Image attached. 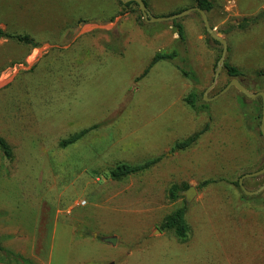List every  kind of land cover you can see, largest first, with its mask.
<instances>
[{"label":"rangeland","instance_id":"obj_1","mask_svg":"<svg viewBox=\"0 0 264 264\" xmlns=\"http://www.w3.org/2000/svg\"><path fill=\"white\" fill-rule=\"evenodd\" d=\"M147 1L155 15L191 6ZM218 1L212 23L230 46L225 59L244 71L246 87L264 91V76L255 75L264 69V0ZM133 7L118 13L116 0H0V28L39 42L30 48L0 37V136L12 150L10 159L0 150V225L9 229H0V264H264V210L239 201L230 183L264 166L262 136L246 129L240 103L247 97L234 86L213 97L230 79L223 69L203 98L221 45L192 11L178 20L189 55L181 65L195 76L170 60L143 75L157 51L181 44L170 21L141 23ZM113 43L119 54L105 49ZM190 90L207 110L184 102ZM203 128L191 146L174 148ZM154 158L140 173L107 176L116 163ZM209 178L222 181L199 186ZM172 183L186 184L174 201ZM262 183L264 173L243 179L249 190ZM188 186L195 194L186 201ZM184 202L191 237L178 243L158 227ZM110 236L114 244L104 240Z\"/></svg>","mask_w":264,"mask_h":264},{"label":"trees","instance_id":"obj_2","mask_svg":"<svg viewBox=\"0 0 264 264\" xmlns=\"http://www.w3.org/2000/svg\"><path fill=\"white\" fill-rule=\"evenodd\" d=\"M116 1L118 5L121 7L118 13H122L127 8H131L132 6H134L132 8V11L136 13L137 19L140 20L141 23H143L142 16L135 2L130 1L127 3H122L120 0H116ZM144 2L146 6L149 8L148 1L144 0ZM218 2H219L218 0H191V4L189 5L191 6L196 5V6H199L202 10H204L208 16L210 24L213 26L212 21L214 19L213 17L215 15V12L221 8ZM187 7H190V6H187ZM187 7H181V8L175 9L173 11H170L167 14L178 12ZM160 15H166V14H160ZM247 22H248V19L245 18L242 21L241 26L245 27L248 24ZM170 23L171 25L174 26L176 30L179 44H181V46L178 45L176 48L171 49L170 51H157L153 55L148 66L144 69L142 74L144 75L148 71L149 67L153 65L155 62L159 60H170L174 62L175 67L182 73V75H184L186 78L192 79L195 76V73L193 72L192 68L190 66L185 67L184 65H181L182 62L183 64L184 62H187L189 58L188 49L186 47V35H185L183 24L178 19L171 20ZM204 33L207 35L205 30H204ZM0 37L13 39L23 45L30 46V48H34L39 45V42L26 32H11V31L8 32L0 28ZM113 42H115V40ZM213 42L218 43L215 40H213ZM227 48H228L227 51H229L230 46L227 45ZM105 49L111 50L113 53H116V54L120 53V50H117V47L116 45H114V43L106 44ZM179 59H181L180 62H179ZM223 71L227 76H229V78L236 77L239 79L244 75V71L237 65L231 63L228 59H225ZM255 75L261 78V76H264V69L259 68L255 70ZM262 88L263 87H261L260 85L257 86V89H262ZM257 98L260 99V97H256L252 99L247 98L245 101L241 102L240 111L244 119L246 129H248L250 132H256V135L260 137L261 136L260 130L256 131V125L258 122H260V116H261L260 103H259V106H256L255 104V101ZM183 100L195 112L207 110L208 108V104L202 99V97L195 90H190L189 92H187ZM95 127H97L96 124L70 133L65 138H62L59 140L58 146L63 148L70 144L75 143L80 138H82L86 133H88L91 129ZM204 129L205 128L193 133L192 135H190L188 138L184 140L176 141L174 143V148L185 149L186 147L191 146L196 141V139L199 137V135L203 133ZM0 150L4 157L9 158V159L12 157L11 146L1 136H0ZM156 161L157 159L154 158V159H147L145 161H142L136 164L119 162V163H116L111 168H109L107 176H109L113 180H121L122 178L130 174L140 173L144 171L145 169H148ZM218 181H222V178L205 179L202 182H200L199 186L205 187L208 184H214V183H217ZM230 183L236 188L239 201L255 209L264 210V190L254 195H247L240 189L238 185V179H235L231 181ZM183 187H186V184H182V185H179L177 183L170 184L167 188L168 199L171 201L176 200L180 196V191L182 190ZM185 214H186V204L184 202L182 206H179L173 209L172 211H170L168 214H166L158 228L162 231H165L171 234L178 243L188 242L191 237V227L186 220ZM0 250H2L1 246H0Z\"/></svg>","mask_w":264,"mask_h":264},{"label":"water","instance_id":"obj_3","mask_svg":"<svg viewBox=\"0 0 264 264\" xmlns=\"http://www.w3.org/2000/svg\"><path fill=\"white\" fill-rule=\"evenodd\" d=\"M120 1L122 3H127L130 1L135 2L139 11H140L142 19L146 22L171 21L174 19H178V18H180V17H182V16H184V15H186L192 11H195L200 15L204 30L207 33V35L210 38H212L213 40L217 41L221 45L220 55L216 61L215 67H214L213 80H212L211 84L206 88V90L203 93L204 100H207V98L205 97V94L216 83L217 77H218L220 71L223 69L224 62H225V56H226L228 48H227L226 39L221 35V33L219 31H217V29L215 27H213L210 24V21L208 19L206 12L204 10H202L199 6L194 5V6L184 8L178 12H174L172 14L155 15V14L151 13L149 8L146 6L144 0H120ZM230 86H234L242 95H244L247 98L252 99V98L260 97V99H261V116H260L259 130H260L263 142H264V91L263 90L252 91L248 87H246L243 83H241L238 78L232 77L229 79L227 84L213 97H217V96L221 95ZM208 99H210V98H208ZM262 173H264V166H262L261 168H259L257 170L243 173L238 178V185H239L240 189L247 195H254V194L261 192L264 189V183H262L261 185H259L255 189L249 190V189L245 188V186L243 184V179L248 178V177L257 176V175H260ZM183 194L185 195V200L189 201L195 194L194 187L188 186ZM156 231L158 232L159 230L156 229ZM104 240L108 241L112 244L115 243V238L113 236L112 237L111 236L105 237Z\"/></svg>","mask_w":264,"mask_h":264},{"label":"crops","instance_id":"obj_4","mask_svg":"<svg viewBox=\"0 0 264 264\" xmlns=\"http://www.w3.org/2000/svg\"><path fill=\"white\" fill-rule=\"evenodd\" d=\"M0 229L2 230V231H8L9 229H7V230H5V228H1V225H0ZM7 238H9V233L7 234ZM72 240V239H71ZM18 242H19V240H17ZM29 245L31 246L32 245V239L29 241ZM95 262V261H94ZM93 261H91V263H94Z\"/></svg>","mask_w":264,"mask_h":264}]
</instances>
